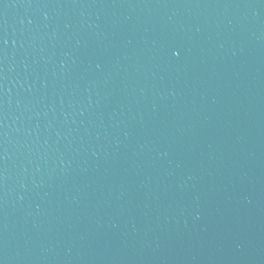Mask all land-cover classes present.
<instances>
[{
    "label": "water",
    "instance_id": "1",
    "mask_svg": "<svg viewBox=\"0 0 264 264\" xmlns=\"http://www.w3.org/2000/svg\"><path fill=\"white\" fill-rule=\"evenodd\" d=\"M0 264H264V0H0Z\"/></svg>",
    "mask_w": 264,
    "mask_h": 264
}]
</instances>
